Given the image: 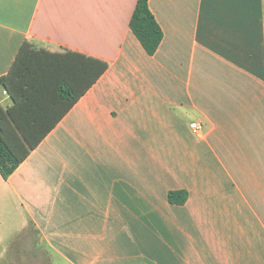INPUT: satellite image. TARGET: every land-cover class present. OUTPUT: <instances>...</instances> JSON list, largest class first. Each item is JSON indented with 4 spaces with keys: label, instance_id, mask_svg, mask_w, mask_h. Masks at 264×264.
I'll use <instances>...</instances> for the list:
<instances>
[{
    "label": "crops",
    "instance_id": "0c3cea01",
    "mask_svg": "<svg viewBox=\"0 0 264 264\" xmlns=\"http://www.w3.org/2000/svg\"><path fill=\"white\" fill-rule=\"evenodd\" d=\"M136 4L0 0V77L24 45L108 63L0 172V264H264V0H149L153 55Z\"/></svg>",
    "mask_w": 264,
    "mask_h": 264
},
{
    "label": "trees",
    "instance_id": "16d2710c",
    "mask_svg": "<svg viewBox=\"0 0 264 264\" xmlns=\"http://www.w3.org/2000/svg\"><path fill=\"white\" fill-rule=\"evenodd\" d=\"M130 26L147 53L153 55L163 40V30L149 0H137ZM107 68L108 63L73 51L48 53L29 45L21 48L10 72L0 77V87L12 102L7 108L0 106V172L5 179ZM168 198L171 203L184 204L188 191H170Z\"/></svg>",
    "mask_w": 264,
    "mask_h": 264
},
{
    "label": "built area",
    "instance_id": "2783aa9c",
    "mask_svg": "<svg viewBox=\"0 0 264 264\" xmlns=\"http://www.w3.org/2000/svg\"><path fill=\"white\" fill-rule=\"evenodd\" d=\"M191 129L195 134H200L203 130V125L201 121L196 120L191 123Z\"/></svg>",
    "mask_w": 264,
    "mask_h": 264
}]
</instances>
